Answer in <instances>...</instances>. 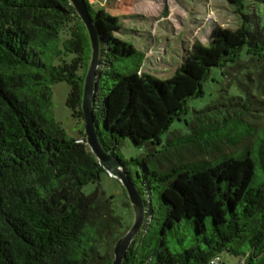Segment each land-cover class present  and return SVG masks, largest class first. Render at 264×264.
I'll list each match as a JSON object with an SVG mask.
<instances>
[{
    "label": "trees",
    "instance_id": "16d2710c",
    "mask_svg": "<svg viewBox=\"0 0 264 264\" xmlns=\"http://www.w3.org/2000/svg\"><path fill=\"white\" fill-rule=\"evenodd\" d=\"M83 1L100 37L92 99L98 139L123 164L145 205L144 223L122 264H208L223 252L243 256L242 264H264V114H254L248 99L229 95V104L222 98L195 110L186 135L193 152L167 169L132 159L142 168L133 179L128 161L116 153L129 139L151 154L160 135L187 113L188 101L203 97L212 67L222 74L229 62L264 69L257 15L245 16L253 30L215 26L209 45L195 42L171 76L145 80L137 76L144 54L116 35L118 18ZM226 1L241 6L242 0ZM244 46L248 57L241 61ZM90 56L87 31L69 0H0V264H111L113 245L129 227L104 211L103 192L82 191L104 171L84 129L69 138L50 113V85L65 81L66 105L84 128ZM130 56L136 60L128 72L114 68ZM154 194L165 215L146 240ZM185 219L194 243L172 252L167 229Z\"/></svg>",
    "mask_w": 264,
    "mask_h": 264
},
{
    "label": "rangeland",
    "instance_id": "374dc122",
    "mask_svg": "<svg viewBox=\"0 0 264 264\" xmlns=\"http://www.w3.org/2000/svg\"><path fill=\"white\" fill-rule=\"evenodd\" d=\"M94 9L104 8L118 18L121 29L116 35L133 44L143 52L144 58L137 76L141 79H165L171 76L177 67L183 63L184 57L195 42L209 45L211 33L215 26L236 29L245 25L254 29V21H246L245 16L256 14L260 26H264V0H242L241 6H236L226 0H88ZM247 46H244L239 59L245 61ZM136 58L128 57L126 61H115L114 68L128 72ZM229 62L222 70L216 67L210 69L209 78L204 81L201 98L190 99L188 111L180 120H174L169 129L160 135V144L155 145L151 152L146 147H136L129 139H124L116 148V153L128 161V170L133 179L136 171H142L141 166L132 159L145 157L148 166L167 169L188 159L191 154L187 142L189 125L195 122V110L208 104L222 101L229 104L227 96L237 95L242 101H250L254 114H264V69L258 65L237 66ZM50 113L61 125L69 138H78L83 128L81 121L71 115L66 105L70 86L65 81L50 85ZM226 92V93H225ZM240 101V100H237ZM241 101V102H242ZM253 108V109H254ZM262 110V111H261ZM99 127L101 128V120ZM189 124V125H188ZM229 148L224 152L228 153ZM150 154V155H148ZM147 156V157H146ZM213 157V155L211 156ZM210 160L209 155L205 158ZM98 189L104 193L101 204L104 211L119 218L122 225L130 226L133 221V211L126 192L121 183L110 176L105 170L100 174L98 182L88 183L82 191L90 194ZM145 200L149 198L144 195ZM155 219L152 228L146 233L145 239H150L152 233L159 228V222L165 215V207H161L155 196L151 198ZM160 236V235H159ZM194 243L190 222L186 219L176 224L173 229H167L166 246L172 252H180ZM150 248L155 247V239L149 242ZM221 256L233 261L235 256L223 252Z\"/></svg>",
    "mask_w": 264,
    "mask_h": 264
},
{
    "label": "water",
    "instance_id": "95a60500",
    "mask_svg": "<svg viewBox=\"0 0 264 264\" xmlns=\"http://www.w3.org/2000/svg\"><path fill=\"white\" fill-rule=\"evenodd\" d=\"M77 15L85 26L91 47L89 65L83 82L81 110L84 119V134L86 144L97 159L98 164L112 177L116 178L126 192L133 211V221L126 232L113 245L111 264H122L126 253L139 233L145 218V205L135 184L126 173L123 164L102 147L93 117L92 99L96 86L97 68L100 56V37L98 30L89 14L83 0H69Z\"/></svg>",
    "mask_w": 264,
    "mask_h": 264
},
{
    "label": "built area",
    "instance_id": "2783aa9c",
    "mask_svg": "<svg viewBox=\"0 0 264 264\" xmlns=\"http://www.w3.org/2000/svg\"><path fill=\"white\" fill-rule=\"evenodd\" d=\"M243 262H244L243 256L233 261H225L224 259L221 258L220 255H216L209 260L208 264H242Z\"/></svg>",
    "mask_w": 264,
    "mask_h": 264
}]
</instances>
